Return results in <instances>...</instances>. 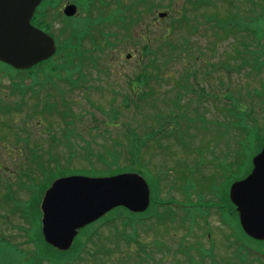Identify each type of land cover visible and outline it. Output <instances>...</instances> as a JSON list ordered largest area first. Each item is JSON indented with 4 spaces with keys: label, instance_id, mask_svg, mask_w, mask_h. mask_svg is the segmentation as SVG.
<instances>
[{
    "label": "rangeland",
    "instance_id": "374dc122",
    "mask_svg": "<svg viewBox=\"0 0 264 264\" xmlns=\"http://www.w3.org/2000/svg\"><path fill=\"white\" fill-rule=\"evenodd\" d=\"M173 1L175 0L46 1L47 4L43 10L47 12L46 21L51 24V33L55 38H58L59 45H62L61 42L64 39H70L73 44L66 47L60 46V50L52 57V63L62 57L61 63L63 65L67 64L68 67V70L65 71L66 74L70 75L72 72L76 74L61 83L57 79H51L47 85V103L54 104L63 110L58 112V118L57 116L50 117L51 113L54 112L53 108L47 109V114L45 113L42 117V120L46 122H43L46 136L41 131L38 122H36L37 120L32 126L34 127V137L31 136L32 138L28 139V133H25L21 143L17 142V139L23 136L20 130H16V135L13 132L8 133L6 128L5 132L0 133L5 135L0 137V163L6 168V171H13L14 174H0V264H36L38 261L40 264H50L45 260L37 259L38 251L36 250L38 248L32 239L33 234L39 232L40 220L33 223L26 221L23 217L22 206L15 209V203L24 205L27 202L26 199L29 197L30 189L35 188L34 198L38 199L41 188L48 183L51 177L55 178L54 176L60 175L76 176V174L89 176L110 175L112 169L119 173L131 172L142 175L149 183L152 200L158 199V202H163L172 199L176 201H173L172 205L156 208L159 212L167 210V215L161 223L156 216H153L150 220L147 219L142 224L135 225L138 245L131 244L128 246L129 249L121 239L124 235H131L134 231L130 229L122 230V228L124 223L133 218L135 214L123 208L113 209L95 224L87 227L80 235L79 240L81 242L89 231H92L94 227L106 220L115 219L110 227L116 226V223L120 227L117 230L115 228L110 230L109 226H106L100 238L96 239L94 237L93 243L84 245L81 256H77L74 264H113L114 262L110 261L101 262L110 250L115 254L114 258L119 260L114 264H125L124 259L127 258H132L131 262L133 263L138 260L140 264H192L193 262H191V259L188 260V256L182 259L183 255L189 254L191 249L199 250V256L207 252L209 241L206 242L207 244L203 242H200V244L194 236L189 237L192 230L180 223L181 215L190 220L192 213V210H186L180 208V206L188 203L187 197L191 198V202H197L199 197L202 199L207 198L208 195L212 197L214 196L212 193H218V197H222L227 189V183L233 177L242 176L246 170L249 154L251 156L256 151L258 143L256 142L253 145L254 141L246 140L238 131L239 127L243 125L239 122L238 118L240 117H237V115L243 116L241 118H249L244 116H250L252 113L257 125L262 128L261 138L264 139V98L261 99L264 95L251 97L247 95L248 88L251 91L259 88L258 79L264 80V70H262L259 77L254 76L252 73L247 74L246 69L239 64L241 61L231 51L233 45L244 51L243 40L248 44L252 43L244 35L245 33L235 32L214 45L216 36L213 35V31L203 33L205 26L201 18L202 10L199 7L198 9L195 8V11L192 10L191 7L187 6L186 0L179 5L175 3V10L172 6ZM259 1L261 0H252L257 5H261ZM215 2L219 3V0H215ZM234 3L237 4L238 12L237 10L234 11L232 20L238 18L244 21L248 20L247 16L256 15L254 7L252 8L247 0H237ZM66 4L76 6L77 9L75 8L73 17L63 15L62 10ZM153 4L154 8L152 9ZM155 6H158V8ZM181 11L185 15H191L192 21H190V24L196 32L192 37L188 36L184 30L185 22L175 20ZM157 12H169V15L164 19H158L156 17ZM224 13H226V6L223 2L220 5L219 15L223 16ZM257 18L264 20V11L260 12ZM183 19L185 20V17ZM194 20H197V23ZM150 23H152L151 26ZM166 27H172V32L168 36H164ZM143 28H147L146 31L151 36L153 35L154 42L151 56L144 59L139 69L136 64L139 55H135V53L143 47V42L138 37ZM197 29L199 33H197ZM167 32H169V28H167ZM84 35L86 38H84ZM87 36H91L92 39L90 40L91 37L87 39ZM79 37L82 38V43L79 42L82 47L80 49L83 50L82 54L79 53V49H73V46L77 45ZM161 37H163V41H166L167 37L173 47L171 52L165 48H158L157 50ZM262 37L264 38V35ZM104 41H107V43L104 44ZM260 43L264 45V40ZM68 52L75 53L72 55L71 61V57L69 58V55H67ZM211 52L214 54H211ZM128 53L134 58L127 59L124 57ZM204 54L210 55L209 58H207L208 56L202 58ZM182 57H186V62H182ZM205 59H207L206 64L204 63ZM69 61L71 65H68ZM80 63L83 67L79 75L80 69L76 66ZM0 66L3 74L10 79V85L6 92L4 94L0 93V120L8 123L15 122L17 126L21 127L23 115L30 112L33 103L30 97L23 106L22 93L25 86L22 81L30 74L29 72L8 71L5 69L6 66L1 64ZM213 66L217 67L216 71L213 70ZM187 68L198 78L201 88L206 93L217 96L219 94L222 99H227V94L231 99L233 94L241 100H234L225 105L223 101L213 103L204 99V107L200 111L207 118L204 120L205 131L197 133L195 128L198 129L197 126L199 125L193 124L192 127L195 126L193 130L184 133H180L178 130L172 131V138L162 141L161 146L155 145L154 141L146 142L144 136L147 131L146 127L153 124L159 115L165 113L164 110H168L172 106L168 108L157 106L155 110L152 107L156 106L157 101L168 102L171 100L172 95L169 96L163 90H159L156 94L158 97H155L157 101H155L152 94L143 101H139V105H136L135 108L131 105L130 109L127 110V108H115L122 100L118 101L117 99L118 102L115 106L112 99L115 94L111 90L126 94L128 88L125 80L126 76H129L134 77L141 84H143L141 80L147 78L150 91H154L156 84L151 81V77L154 78V75L159 77L158 82H162L164 79L169 81V77L172 76L176 81L180 73L184 72V78L180 81V84L188 89L186 92L180 93L177 101L180 102V110L184 114L192 116V107L188 106L187 99L184 98L189 96L188 91H191L192 85L188 79L189 75H186ZM207 72L209 76L206 77ZM86 77L89 78V82L80 84ZM42 78L43 76L40 77V79ZM6 80V78L0 77L1 83H6ZM71 80L75 83L68 85ZM24 81L27 83L30 80ZM168 83L170 81L166 82L164 89L167 91L172 89L175 95L178 89L171 88ZM141 84L138 83L142 88ZM140 90L137 91L140 92ZM197 91H199L198 85L196 86ZM141 94L143 97L145 96L144 90ZM41 96H43L41 105L43 107L46 101L44 91L41 92ZM87 99L91 100L93 106L88 104ZM231 105L236 109L237 115L234 117L223 112L224 107L229 108ZM22 106L24 109L21 113ZM70 106L72 115L75 117H69ZM111 106L114 108H111ZM108 116L114 119L109 120ZM117 117L120 121L116 120ZM187 118L192 119L193 117ZM91 124H98V126L91 130ZM109 127L118 129H109L108 132H104V129ZM1 128L3 129L2 126ZM31 129L30 121L28 130L32 133ZM38 131L41 132V135H38L40 133ZM104 134L109 135L106 137L101 136ZM68 137H72V140L78 146H74L73 142L71 145L65 144ZM118 139L125 145L121 148L122 152L115 156L114 153L116 152L112 150ZM190 140L192 142L188 143ZM245 141L247 142L246 145L244 144ZM136 142L141 143V146L139 147ZM164 143L169 145L168 151L163 148ZM126 144H128L129 153ZM216 147L234 152L236 157L233 162L224 163L221 156L215 157L211 154L210 152ZM240 147L244 149L241 150ZM20 151L24 158H22ZM219 151L220 149H217L216 152ZM137 153L142 154L141 162H135ZM201 155L202 158L205 157L203 162L207 170L206 177L202 176V179H200L204 181V185L196 184L191 192H184L182 182L174 177V173L177 177L185 179L187 172L192 174L193 171L200 170L195 160L199 159ZM226 161H230V159L227 158ZM111 163L114 164L110 167L109 164ZM142 165L146 169L141 168ZM69 168L78 170H69ZM90 168L93 169L88 170ZM215 168H218V172L213 175L212 170ZM108 169H111L110 172L107 171ZM15 175H20V178L18 179ZM42 175H51V177L47 178L38 190L37 186L42 181ZM151 176L155 178L156 182L151 179ZM5 186L10 188L12 197L4 191L6 190ZM7 201L12 206V212L8 216L5 215V211L8 210ZM39 206L40 202L36 205L38 212H40ZM178 211H181V213L178 214ZM150 214L151 210L144 215H137L134 219L140 220ZM119 217L120 219L116 222ZM176 218L177 222H172ZM204 221V218L199 219V227L204 225ZM208 221L211 223L210 218ZM217 224L216 227L219 229L220 224ZM199 227H196L197 229L194 232H201ZM217 228L214 227L213 231L218 237L220 232ZM206 234H208V231ZM28 239H31L32 242L28 243ZM230 241L255 251H264V242L254 241L243 235L240 226L235 221H233ZM102 243H104L103 247L98 250L99 245ZM115 245L119 247L117 252L114 251L116 250ZM201 245H206V247L202 249ZM139 247L146 252L143 253L146 260H140L136 257L139 253H142L139 252ZM220 247L222 248V246ZM67 252H70V250ZM207 254L210 258L214 257V259L207 261L208 264H241L235 256L225 255L224 250H215L214 254L208 251ZM152 257L154 259L153 263ZM35 261L36 263H34ZM256 263L257 261L249 259L245 264ZM56 264H61V261L58 260Z\"/></svg>",
    "mask_w": 264,
    "mask_h": 264
},
{
    "label": "water",
    "instance_id": "95a60500",
    "mask_svg": "<svg viewBox=\"0 0 264 264\" xmlns=\"http://www.w3.org/2000/svg\"><path fill=\"white\" fill-rule=\"evenodd\" d=\"M40 0H0V58L16 67L26 68L54 53L50 37L28 24ZM75 13L74 6L64 10ZM163 16V14H160ZM251 174L230 189L245 232L264 239V147L253 158ZM134 173L104 178L74 176L56 180L42 201V232L47 243L58 249H69L77 229L91 223L117 206L142 212L149 205V188Z\"/></svg>",
    "mask_w": 264,
    "mask_h": 264
},
{
    "label": "trees",
    "instance_id": "16d2710c",
    "mask_svg": "<svg viewBox=\"0 0 264 264\" xmlns=\"http://www.w3.org/2000/svg\"><path fill=\"white\" fill-rule=\"evenodd\" d=\"M264 11V6L261 5L259 10L255 9L256 15H254V18H248V20H241L238 18H235L234 20H232V18H234V13L230 14L227 17V20H225L222 24V31L223 34L222 38L224 37H228L229 35L235 33V32H242L244 31V33H246V36L249 37L250 35H252V39H250V41H252L251 44H248L245 40L242 41V45L244 47V51H241L240 49H238L237 47H235L233 45L232 50L236 51V58L239 59L241 62L239 63L241 67H243L244 69H246L247 74H254V76H260V73L262 72V70H264V45H262L260 43V41H263L264 38L262 37L264 35V20H260L257 18L258 14L260 12ZM46 29H50L51 28V24L47 23L45 24ZM147 28H143V32L141 31L139 33L140 36H138L140 38V40L143 43V47H142V55L146 58L150 57V53H152L153 51V47H152V43L153 41H151V36L150 33L148 31H146ZM167 36V33L164 34V36ZM144 36L145 37V41H144ZM163 36V37H164ZM163 37L160 38V44L157 46V50L158 48H165L167 51L169 50L171 52V48H173L170 45V42L167 40L166 37V41H163ZM68 42L71 41L70 39L67 40ZM107 43V41H104V44ZM215 45V43H214ZM253 45V46H252ZM148 48V49H146ZM67 55H69L70 61L72 60V52H68ZM89 59V58H88ZM77 60V59H76ZM58 61H56L55 63H51L52 65L49 66L48 68H50L49 70L52 73H58L57 67H59V63H57ZM75 62V61H74ZM145 71V70H144ZM146 72V71H145ZM209 76V73H206V77ZM159 77L157 75H154V78L151 77V81L153 82V84L155 83L157 86L160 84V82H158ZM143 85L142 88L144 90V97L141 94V92L143 91L142 88H140V92L136 91L135 88V94L128 96L124 98V100H122L120 102V106H116L115 108L120 107L121 109L127 108V110L130 109L131 105L135 106L139 105V101H143L144 99H146L147 97L151 96L152 94L154 95V99L155 97L157 98L158 96L156 95L158 92V87H155L154 91H150V87L148 85V79H143L141 80ZM89 82V78L86 77L85 79H83L80 84H86ZM258 85L259 86H264V80L262 79H258ZM222 86V85H221ZM256 90V91H255ZM132 91V93L134 92ZM258 89H253L252 91L248 88L247 90V95L249 97L251 96H257L258 93ZM256 93V94H255ZM229 94H227V99H222L221 101H223L225 104L228 102H232L234 100L240 101L241 98H237L235 97L233 94L231 96V99L228 96ZM155 101H157L155 99ZM124 102V103H123ZM159 101H157L158 103ZM123 103V104H122ZM156 103V106H157ZM114 106V105H113ZM113 106H111V108H114ZM155 105L152 107L153 109L156 107ZM169 106H172L170 109L168 110H164L165 113L162 115H159L158 118L156 119L154 124H151L150 126H147V131L153 130V135L155 130H160L162 128H164L163 130V134L160 138H157L156 140H154V142L158 145H161L162 140L167 139L168 137L172 136V131H179L180 133H184L185 131H189V130H193L194 127L193 124H199L201 123L199 126H201L202 129H197L195 128V131L197 133H200L201 130L205 129V122L204 120L206 118H204V116L202 117H194L192 119H188L187 117H190L189 115L184 114L183 111L180 110V106L178 107L175 102H166L165 101V108H168ZM115 110V109H113ZM155 110V109H154ZM233 110H235V108L231 105L230 109L228 110V112H232ZM195 113L198 114V111L195 110ZM147 118V117H145ZM250 119L255 122L251 117ZM239 122L243 121L244 119L242 118H238ZM184 122V123H183ZM197 126V127H199ZM91 132V131H89ZM242 132L244 133L245 139L247 140H252L254 141V143H258V144H264V139L261 138V132H262V128H260L259 126H255L254 128H251L248 124H244V126L242 127ZM98 135V134H96ZM109 135V134H108ZM105 135V136H108ZM102 136V135H101ZM73 142L74 146H78V144L72 140V137H68L65 144H69L71 145ZM192 142V140H190L188 143ZM137 145L140 147L141 143L136 142ZM245 145L247 144V142L245 141L244 143ZM125 144L121 141V140H117L116 141V145L113 148L112 151H115L116 153H114L115 156H117L118 153L122 152L121 148L124 146ZM126 148L127 151L129 153L128 150V144H126ZM73 151V150H71ZM214 153V152H212ZM71 155V152H70ZM139 157L141 159L142 154L137 153L135 156V162H138ZM205 158V157H204ZM204 158H202V155L199 159L195 160V163L197 165H199V169L202 166H205L203 160ZM132 159V158H131ZM133 160V159H132ZM114 163L109 164V166L111 167ZM116 172V170H115ZM118 173V172H117ZM48 174V173H45ZM50 175H45V178H49ZM45 179V180H46ZM43 182H40V184L38 185L37 189H40L43 185ZM193 184V183H192ZM45 186V184H44ZM42 187L41 189H44L45 187ZM34 204H37L38 201L35 199L33 200ZM158 204L156 202H151L148 210L145 212H151L155 209V207ZM27 216L29 218V220L31 222H36V219L38 218V212L35 211L34 209H29V211L27 212ZM119 220V218L116 220V222ZM115 219L109 221L106 220L104 221L102 224L98 225L97 227H94V229L92 231H89L86 236H92V237H96L97 239L100 238L102 236L103 230L106 229V226H109V229L112 230L116 227H119V224L116 223V226H112L110 227V224L114 223ZM95 224V223H94ZM93 225V224H92ZM108 229V230H109ZM134 229V228H133ZM33 236L36 237L38 236L37 233L33 234ZM131 241H136L135 238H132V240L126 238L125 243H126V247L128 248V246L130 245ZM37 246H38V252H37V259L39 260H45L50 264H56L58 260L61 261V264H74L75 261L77 260V256H81L84 248L82 247L81 242L79 241L75 247H73L72 249H70V252H59L55 249H53L52 247L48 246L47 244H45L42 240H37L36 241ZM116 250H114L115 252H117L119 250L118 245H115ZM112 252H110V254L108 253L107 256H105L104 259H112L111 257H114V255L112 256ZM80 258V257H79ZM76 259V260H75ZM104 259L101 260V262H104ZM75 260V261H74ZM98 260V259H96Z\"/></svg>",
    "mask_w": 264,
    "mask_h": 264
},
{
    "label": "flooded vegetation",
    "instance_id": "af4514ba",
    "mask_svg": "<svg viewBox=\"0 0 264 264\" xmlns=\"http://www.w3.org/2000/svg\"><path fill=\"white\" fill-rule=\"evenodd\" d=\"M140 63V62H139Z\"/></svg>",
    "mask_w": 264,
    "mask_h": 264
}]
</instances>
